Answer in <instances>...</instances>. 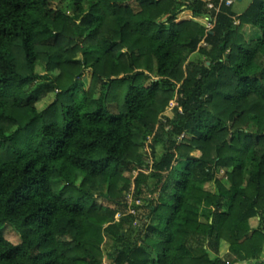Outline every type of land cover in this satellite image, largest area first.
I'll return each mask as SVG.
<instances>
[{"label":"trees","instance_id":"1","mask_svg":"<svg viewBox=\"0 0 264 264\" xmlns=\"http://www.w3.org/2000/svg\"><path fill=\"white\" fill-rule=\"evenodd\" d=\"M54 1L0 0V264H264V0Z\"/></svg>","mask_w":264,"mask_h":264},{"label":"rangeland","instance_id":"2","mask_svg":"<svg viewBox=\"0 0 264 264\" xmlns=\"http://www.w3.org/2000/svg\"><path fill=\"white\" fill-rule=\"evenodd\" d=\"M234 10L238 13L244 11V9L247 7V5L249 4V2H251V0H243V1H240V0H234ZM59 5V1L58 0H55L53 2V6L54 7H57ZM192 13V12H190ZM188 19H195V20H198L200 21L201 23H203L205 26H209L211 25L212 23L210 22L209 18L208 17H194L193 14H189L187 15V12H182L178 18H177V22H181L183 20H188ZM239 22V21H237ZM256 33V30L252 29L250 26L247 27L246 29V35L248 37H252L254 36ZM88 84V81H85V85L87 86ZM54 99V95L51 94V95H47L44 99L43 102L37 104V108L41 111L43 109H45L47 107V105L52 102V100ZM169 116H172L173 115V111L172 110H168L166 112ZM142 151L144 153H146L147 155V159H149L150 157V153H149V150H146L145 148L142 149ZM163 152L162 150V147L158 146L157 148V154L158 155H161ZM137 170H134L133 172H131L130 176H132V178L135 177V175H137ZM127 175H129V173H127ZM217 176L220 177L222 179V181H224L227 185H229L228 181H227V178H226V175H225V170L224 169H219V171L217 172ZM154 180H151V182H153ZM205 186L207 187H210L212 189H215V183L214 182H209V183H204ZM97 200L101 201L102 203H105V201H103L102 199L98 198ZM121 215L118 214L116 216L117 219H120ZM203 220V218H202ZM205 220V219H204ZM203 220V221H204ZM206 221V220H205ZM6 235L8 237L9 240L13 241L14 243H17L20 241V238H19V235L16 233V231L11 227V226H8L7 227V230H6ZM229 246L224 242L222 248L220 249V257L222 258H226V255H228L229 253ZM263 257H264V254H263ZM247 263L246 264H255L256 261L254 260H246ZM245 261V262H246Z\"/></svg>","mask_w":264,"mask_h":264},{"label":"crops","instance_id":"3","mask_svg":"<svg viewBox=\"0 0 264 264\" xmlns=\"http://www.w3.org/2000/svg\"><path fill=\"white\" fill-rule=\"evenodd\" d=\"M240 1H243V0H240ZM184 12H192L191 10H186V11H184ZM189 14H193V12L192 13H188L187 15H189ZM194 16V15H193ZM252 225L253 226H256L257 225V220L256 219H253L252 220ZM246 260H243V261H238L236 264H246L247 263V261L245 262Z\"/></svg>","mask_w":264,"mask_h":264},{"label":"built area","instance_id":"4","mask_svg":"<svg viewBox=\"0 0 264 264\" xmlns=\"http://www.w3.org/2000/svg\"><path fill=\"white\" fill-rule=\"evenodd\" d=\"M227 3H228V4L232 3V0H228ZM213 6H214V4H212V3L209 4V7L212 8ZM207 27H208V28H211V27H212V24L209 25V26H207Z\"/></svg>","mask_w":264,"mask_h":264}]
</instances>
